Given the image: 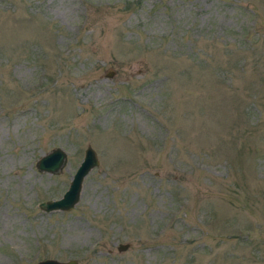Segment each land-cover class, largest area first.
Listing matches in <instances>:
<instances>
[{
    "label": "rangeland",
    "instance_id": "rangeland-1",
    "mask_svg": "<svg viewBox=\"0 0 264 264\" xmlns=\"http://www.w3.org/2000/svg\"><path fill=\"white\" fill-rule=\"evenodd\" d=\"M44 258L264 264V0H0V264Z\"/></svg>",
    "mask_w": 264,
    "mask_h": 264
},
{
    "label": "water",
    "instance_id": "water-1",
    "mask_svg": "<svg viewBox=\"0 0 264 264\" xmlns=\"http://www.w3.org/2000/svg\"><path fill=\"white\" fill-rule=\"evenodd\" d=\"M112 73L108 71L106 75ZM66 162V152L58 146H55L35 160V167L39 171L48 173L58 172ZM98 158L96 152L90 145H86L82 157L77 164L74 172L70 176L67 187L62 194L54 199L43 200L38 203V206L44 211L50 210H67L70 209L78 199L82 177L87 171L97 165ZM128 246V243H120L117 245L118 250H123ZM76 260L71 258L66 261H60L53 258L40 259L33 264H75Z\"/></svg>",
    "mask_w": 264,
    "mask_h": 264
}]
</instances>
